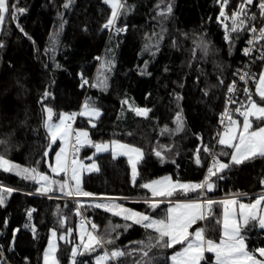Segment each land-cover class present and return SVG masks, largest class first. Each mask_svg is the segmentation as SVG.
Returning a JSON list of instances; mask_svg holds the SVG:
<instances>
[{
    "label": "trees",
    "instance_id": "1",
    "mask_svg": "<svg viewBox=\"0 0 264 264\" xmlns=\"http://www.w3.org/2000/svg\"><path fill=\"white\" fill-rule=\"evenodd\" d=\"M122 2L129 10H122L115 27L109 30L103 25L111 16V8L104 0H73L67 9L63 7L65 0H9L25 11L17 13L16 21L6 14L5 22L0 25V44H3L0 47V139L7 141L6 145H0V154L21 166H36L51 178L61 180L63 175H52L49 168L58 142L51 146L47 157L43 156L49 144L43 126V109H53L52 122L56 123L60 113L78 112L87 102L100 115L94 120L78 115L74 129L87 131L89 138L97 143L117 140L140 148L143 157L137 164L134 186L125 157L113 158L111 152L94 154V150L83 149L78 160L94 161L98 171L82 176V190L98 198L126 197L118 202L161 218L169 202L149 209L144 198L151 194L139 187L141 183L165 176L173 181L200 183L211 157L203 151L204 146L220 161L228 163L230 159L229 155L220 154L222 149L228 153L231 150L218 145L214 125L226 107L227 87L233 81L232 72L239 62L247 29L238 33L230 31V39L226 41L225 28L216 20L220 10L218 0ZM169 4L172 12L158 15ZM237 5L238 0H229L227 14ZM252 13L257 14L253 7L249 11ZM253 22L248 21V27ZM116 28L124 31L117 32ZM201 41L208 45L207 55L198 47ZM107 61L112 62L110 70ZM263 62L257 66V76ZM253 88L254 85L251 93ZM45 92L49 94L46 97ZM177 96L181 99L177 100ZM253 99L260 103L254 94ZM129 105L150 111L146 117L137 116ZM177 112L184 121L183 131H163L166 127L175 129ZM253 122L255 128L257 122ZM197 148L200 149L199 165ZM153 149L161 151L163 161ZM37 160L41 161L39 165L35 163ZM217 176L223 178L217 179ZM217 176L211 178L214 182L211 192H177L170 199L202 197L216 201L241 193L244 194L241 200L250 201L256 193L264 191L260 184L264 177V159L231 165ZM0 184L15 190L0 205V264H42V253L52 229L57 230L59 264H72L71 251L76 245L80 220L90 226L95 223L101 234L111 225L125 223L103 209L88 206L93 197L80 200L84 207L77 216V200L63 195L55 185L53 192L38 193L35 182L2 170ZM206 212L205 234L217 240L221 213L218 203ZM61 216L66 217L64 227L60 226ZM68 228L72 233L60 240L59 235ZM117 231L120 235L113 244L77 255L78 264H95L98 255L116 248L131 252L139 247L133 242L146 240L151 230L146 232L141 226L131 224L127 230L121 227ZM245 231L249 250L264 246V233L258 226H248ZM112 235L115 238V233ZM179 247L153 249L150 255L155 258L154 264H168L169 256ZM140 258L139 253H133L109 264H135Z\"/></svg>",
    "mask_w": 264,
    "mask_h": 264
},
{
    "label": "snow or ice",
    "instance_id": "2",
    "mask_svg": "<svg viewBox=\"0 0 264 264\" xmlns=\"http://www.w3.org/2000/svg\"><path fill=\"white\" fill-rule=\"evenodd\" d=\"M73 0H65L64 8H69ZM220 3V12L217 16V20L223 23L224 21H231V27L228 24H224L225 35L224 39L229 41V32H239L247 29L252 33L251 38L247 40L249 47L243 49L245 55H248L256 43L264 41V26L257 29L255 26L248 27V21H255L257 14H249L250 7H257L259 10V17L264 20V0H259L258 4H254V0H240V3L236 6L230 16L225 12V7L229 4V0H218ZM104 3L108 4L111 8V16L107 22L103 25L105 29L111 30L115 27L116 21L121 14V11H128L125 3L122 0H104ZM159 7V6H157ZM25 9L19 7L17 4L9 3V0H0V25H2L7 16L10 14L13 21L17 20V13H23ZM172 12L171 5H167L163 12H158V15H166ZM223 18V20H221ZM17 27L23 32V28L17 23ZM61 29L63 23H61ZM117 32L124 31L122 28H116ZM27 35V33H24ZM31 39V37H29ZM160 39H163L161 36ZM3 47V44H0ZM204 55L208 54V45L201 41L198 44ZM195 53V49L193 50ZM99 59V58H98ZM258 59L264 60V51ZM147 61H145V65ZM106 65L109 70L112 66L111 61H107ZM105 65H102L104 67ZM235 75V74H234ZM106 79V78H105ZM239 79L244 82L243 92L246 100L239 101L240 107L235 108L233 111L240 117H243L242 124L237 119L233 118L232 113L227 107L228 104H236L237 100L233 99V95L236 93V81H233L227 87V92L230 94L228 100L225 102L226 107L221 113V124L224 125V131L218 133V144L223 148L231 149L230 153L224 152L223 149L220 154L229 155L230 160L228 163L222 162L217 158L216 154L204 146L203 151L209 153L212 156V162L207 167V174L204 176L200 183H182L179 181H173L170 177L165 176L161 179H153L148 182L141 183L140 188L146 189L151 196H145L144 203L147 204L149 209H156L163 203V200H157L155 198H170L175 193L180 192L187 194L190 192H197L203 194L205 190L211 192L214 187V182L211 180L213 176H217L218 173L225 169H228L231 165H241L245 161L260 158L264 159V70L258 74V80L256 74L249 76L247 72L239 74ZM249 79L255 83L256 92L255 95L259 97L260 103L253 99V94L250 92L248 85ZM88 83V81H84ZM103 83V82H102ZM223 83V80L220 81ZM93 87H97V84H93ZM205 91V95H207ZM45 97L49 95L44 93ZM177 100L181 97L177 96ZM122 103H128L123 101ZM137 116H147L150 109L147 108H132ZM46 113V119L44 121V128L46 129L49 144L46 146L43 156L49 155V149L51 146L59 141V151L55 152V162L50 163L49 168L51 173L56 176L63 174L61 180H55L49 175L38 170L36 166H21L0 154V170L5 173H13L23 180H29L39 185L36 188V192L47 194L55 191V186H58V190L66 196L72 197H93L94 193L83 191L81 188V172L97 170V165L93 161L90 165H85L78 160L77 154L81 147L88 145L95 148L96 152L109 151L111 145V153L113 158L117 155H124L128 158V164L131 166L132 182L135 186L138 176L137 161L142 159L143 152L140 148L134 147L126 143H120L117 140H112L110 143H95L89 139L87 131L77 130L72 127V121L76 114H64L60 113L58 122L53 121V109L50 107H44ZM80 115H87L90 117H98L100 112L97 108L89 105L87 102L82 107ZM255 118L257 126L253 127V120ZM225 119L227 124H224ZM91 122V121H90ZM176 125L174 130H163L169 133H179L183 131L184 121L180 112H177L174 119ZM93 126H95L93 124ZM7 141L0 139V145H6ZM54 150V149H52ZM155 155L163 161L161 151L153 149ZM200 149L196 150V163H201L199 158ZM91 159V157H88ZM36 165L41 163L37 160ZM223 177L217 176V179ZM260 184L264 185V179L260 180ZM14 189L0 184V205L5 202L6 195L10 196ZM31 194V193H29ZM236 196L244 195L241 193L235 194ZM52 198L51 196L49 197ZM118 199H127L126 197L113 198L106 197L99 201H90L88 206L103 209L105 212L111 213L114 217H120L125 223L123 225L115 224L106 229L104 234L97 231V225L91 223V230H86L84 224L80 225V245L73 247L71 251L72 264H78L76 260L77 255H82L86 252H93L97 247H103L105 244H113L115 239L119 238L120 233L117 231L119 228L131 227V224L141 226L149 234L146 240L136 241L139 245L138 248L132 249L131 252H126L119 248L113 249L110 252L105 251L103 255H98L95 258V264H109L110 261H118L120 257L132 255L133 253H139L140 259L135 261V264H154L155 258L151 256L153 249H173L175 246L180 245V250L175 251L171 256V264H264V246L255 247L249 250L246 244V231L248 226L259 227L264 230V195H260L253 202L245 204L240 203L238 199H224L222 201H213L208 199L204 202L190 201V202H178L174 205L170 203V206L166 210V215L163 218H154L148 212H139L131 208H127L124 205L117 203ZM215 203L223 205V226L222 232L219 237V241L208 238L205 234L206 229L197 227L193 231H189L197 221L204 220L207 212L205 209L210 210L211 206ZM76 215L80 216V209L84 207V202L76 201ZM238 205V209L237 206ZM34 209L29 210V218H31V212ZM66 217H59L60 226L64 227ZM131 222L129 224L128 222ZM219 223V221H217ZM72 229L68 228L66 233L60 234L59 239L65 240L66 235L72 233ZM33 232L35 229L33 228ZM115 233V238H113ZM85 236L87 239L85 240ZM57 237V230H51V237L48 241L47 248L43 252V264H59L57 258V244L54 242V238ZM212 254L206 256V254ZM214 257V259H213Z\"/></svg>",
    "mask_w": 264,
    "mask_h": 264
},
{
    "label": "built area",
    "instance_id": "3",
    "mask_svg": "<svg viewBox=\"0 0 264 264\" xmlns=\"http://www.w3.org/2000/svg\"><path fill=\"white\" fill-rule=\"evenodd\" d=\"M258 2H259V0H254V4H258ZM239 3H240V0H238V4ZM220 7H221V5H220ZM251 8L252 7L249 8V11L251 10ZM253 8H254L255 11H257V19L250 25V27L255 26L257 29H259L261 26H264V20H261L260 19L258 8L257 7H253ZM219 12H220V10H219ZM225 12H226V7H225ZM218 15H219V13H218ZM221 20H223V18H221ZM217 22L221 26H223V27H224V24L225 23L228 24V25L231 24V21L230 20L224 21L223 23H221V21H218L217 20ZM251 36H252V33H250L249 31H247L246 39H245V41H244V43H243V45H242V47L240 49V52H239V56H240L239 62H238L237 65H235V67L233 69V72H232L233 81H236V88H237L236 93L233 95V99L237 100L238 103H236V104H228L227 107L229 108L230 112L232 113L233 118L234 119H237V120L238 119L239 120L242 119V117H240L233 110L235 108H237V107H240L239 101H242V99L246 98L245 97V94L243 92V87L245 85H244V82L239 79V74H243L245 72H247L249 74V76H252L253 74H256V79H257L258 76H257L256 69H257L258 64L261 62V59H258V57L261 55V52L264 51V45H263V42L264 41H261V42L255 44V46L252 48V50L249 52L248 55H245L244 54L243 49L246 48V47H249V45L247 43V40L249 38H251ZM254 84L255 83L253 82V80L249 79L247 86L249 87L250 92H251V88H252V86ZM229 95L230 94L228 92H226V101L228 100ZM223 111H221L218 114L217 119H216V122H215V125H214V132H215V136L217 138H218V133H222L224 131V125L221 124V113H223ZM75 121H76V119L74 118V120L72 121V127L73 128H74V125H75ZM224 124H227V120L226 119L224 121ZM95 143H97V142H95ZM88 148H93V147H90L88 145H85V146L81 147L79 153L83 149H88ZM79 153L77 154V157L78 158H79ZM211 162H212V156L210 157L208 166L211 164ZM206 174H207V168H206V171H205V175Z\"/></svg>",
    "mask_w": 264,
    "mask_h": 264
},
{
    "label": "rangeland",
    "instance_id": "4",
    "mask_svg": "<svg viewBox=\"0 0 264 264\" xmlns=\"http://www.w3.org/2000/svg\"><path fill=\"white\" fill-rule=\"evenodd\" d=\"M110 7V6H109ZM262 70H264V62H263V64H262V67H261V70H260V72L262 71ZM259 72V73H260ZM257 80H258V77H257ZM255 92H256V88H255V84H254V95H255ZM256 96V95H255ZM256 97H258V96H256ZM83 107V106H82ZM82 107H81V109L78 111V112H75V114H76V116H75V119L77 118V116L79 115V114H77V113H79V112H81L82 111ZM82 116V115H81ZM82 117H85V118H87V119H89V120H94V118L95 117H90V116H87V115H83ZM45 119H46V113H45ZM250 119H253V120H255V118H250ZM242 120H243V117H242V119L241 120H239L238 119V121H240L241 122V124H242ZM77 130H79V129H77ZM218 139H219V137L217 138V143H218ZM58 142V149H57V151H59L60 149H59V141H57ZM107 143H110V142H107ZM219 145V144H218ZM219 146H221V145H219ZM221 147H223V146H221ZM88 149H91V150H94V154H99V153H104V152H99V153H97L96 152V150H95V148H88ZM231 150V149H230ZM56 151V152H57ZM232 151V150H231ZM106 152H111V145H110V149H109V151H106ZM116 157H125L126 159H128L126 156H124V155H117ZM230 160V159H229ZM79 161L80 162H82L83 164H85V165H90L92 162H86L85 160H80L79 159ZM54 162H55V154H54V157H53V160H52V164H54ZM51 171V170H50ZM93 171H95V170H93ZM93 171H82L81 172V176H80V179L82 178V176L84 175V174H88V173H90V172H93ZM52 175H54L53 173H51ZM63 175V174H62ZM131 178H132V175H131ZM161 178H163V177H161ZM161 178H159V179H161ZM263 179H264V177H263ZM263 187H264V185H262ZM38 187H39V185H38ZM256 195V197L254 198V199H252V200H250V201H245V200H241L242 199V197H244V195H240V196H231V197H224V198H221V199H217L216 201H222V200H224V199H232V198H234V199H238V201L240 202V203H245V204H248V203H251V202H253L256 198H258L260 195H264V191H261V192H258V193H256L255 194ZM67 197H69V196H67ZM247 197V196H246ZM8 198H9V196L8 195H6V197H5V202L4 203H6L7 202V200H8ZM70 199H72V200H82V199H87L86 197H76V196H72V197H69ZM91 200L90 201H99V200H102V199H104V198H98V197H93V198H90ZM155 199H157V200H163L164 202L163 203H167V202H169L167 205H166V207H165V212H164V214L161 216V218H163L165 215H166V210H167V208L170 206V203L171 204H175V203H178V202H190V201H195V200H197V199H186L187 201H184L185 199H181V200H173V199H170V198H161V197H158V198H155ZM199 199H201L202 200V202H204V201H206V200H208V199H204V198H199ZM198 199V200H199ZM212 200V199H211ZM90 201H88V202H90ZM214 201V200H213ZM116 202L117 203H120V202H118V200H116ZM163 203H161V204H163ZM120 204H122V203H120ZM122 205H124V204H122ZM125 207H127L126 205H124ZM218 207L220 208V218H219V226H220V229H219V236H218V238H217V240H215L216 242H218L219 241V237H220V235H221V232H222V226H223V212H224V208H223V205L222 204H220V203H218ZM237 207V209H238V205L236 206ZM127 208H129V207H127ZM134 210V209H133ZM152 210V209H151ZM206 211H207V209H205ZM81 223H83L84 224V227H85V229L86 230H91V226H90V224L89 223H86L85 221H83V219L82 220H80V222H79V225L77 226V228H76V230H77V234H78V236H77V238H76V245H75V247L76 246H78V245H80V225H81ZM197 227H202V228H205L204 227V220H200V221H197V223L195 224V226L193 225V227L189 230L190 232L191 231H193L195 228H197ZM258 230H260V231H262L263 233H264V230H261V229H259V227H258ZM51 237V231L49 232V235H48V238H47V243H46V246H45V248H47V246H48V241H49V238ZM87 239V237L85 236V240ZM54 242L56 243V244H58V238L56 237V238H54ZM181 247V246H180ZM180 247H179V249L178 250H176V251H179L180 250ZM44 248V249H45ZM43 252H44V250H43ZM84 253H88V252H84ZM174 253V252H173ZM172 253V254H173ZM171 254V255H172ZM79 255V254H78ZM170 255V256H171ZM212 254H206V256H211ZM170 256H169V259H168V264H171V260H170ZM213 259H214V257H213ZM42 264H43V253H42Z\"/></svg>",
    "mask_w": 264,
    "mask_h": 264
},
{
    "label": "crops",
    "instance_id": "5",
    "mask_svg": "<svg viewBox=\"0 0 264 264\" xmlns=\"http://www.w3.org/2000/svg\"><path fill=\"white\" fill-rule=\"evenodd\" d=\"M252 93H254V88H253V91H252ZM80 113V112H79ZM79 113H77V114H79ZM79 116H80V114H79ZM96 118H98V117H95L94 119H96ZM127 161H128V159H127ZM139 161L140 160H138L137 161V164L139 163ZM130 166V165H129ZM130 173H131V166H130ZM132 175V174H131ZM175 182V181H174ZM182 183H184V182H182ZM158 198V197H157ZM160 200V199H159ZM195 200V199H194ZM198 200V199H197ZM184 201H187L186 199L184 200ZM196 201V200H195ZM198 201H200V202H202V200L201 199H199Z\"/></svg>",
    "mask_w": 264,
    "mask_h": 264
}]
</instances>
